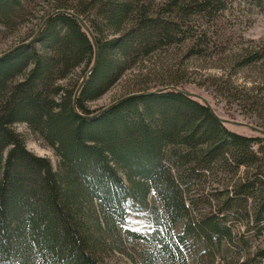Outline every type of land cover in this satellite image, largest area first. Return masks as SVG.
<instances>
[{
  "label": "trees",
  "instance_id": "1",
  "mask_svg": "<svg viewBox=\"0 0 264 264\" xmlns=\"http://www.w3.org/2000/svg\"><path fill=\"white\" fill-rule=\"evenodd\" d=\"M29 2L0 0V28L27 22ZM232 8L248 16L264 12V0H56L43 20L60 12L34 41L0 58V264H104L94 246L116 235L140 246L130 264L207 262L234 250L256 259L252 236L232 230L240 224L248 235L264 224L263 134L229 130L173 82L128 93L180 91L131 98L94 117L101 109L87 106L144 58L193 39L194 17ZM66 12L94 38L91 71L93 44ZM17 124L53 151L57 170L26 148ZM214 174L227 185L210 193L211 205L193 190ZM132 217L145 228H133Z\"/></svg>",
  "mask_w": 264,
  "mask_h": 264
},
{
  "label": "rangeland",
  "instance_id": "2",
  "mask_svg": "<svg viewBox=\"0 0 264 264\" xmlns=\"http://www.w3.org/2000/svg\"><path fill=\"white\" fill-rule=\"evenodd\" d=\"M27 4L30 17L13 32L0 28V54L17 45L21 39L32 33L44 21L54 7L56 0H29ZM63 1V0H58ZM74 1V0H65ZM238 8L206 19L204 16L193 18L196 36L181 44L167 47L140 61L95 101L87 104L91 110L107 107L118 99L129 95V91L140 88L160 87L170 82L181 85L187 92L203 98L214 114L229 122L244 123L257 127L264 123V12L254 10L248 16L240 14V22L234 23ZM254 54L257 59L246 64L245 59ZM76 73V72H75ZM140 81L142 85L135 86ZM64 83V82H61ZM197 99V98H196ZM199 100V99H197ZM234 132L253 136L254 131L245 126L224 123ZM22 134L26 148L39 156L47 157L52 168L57 170L58 158L44 142L25 128L15 125ZM242 170V168L239 170ZM221 174L206 178L204 184L194 189L195 196H207L212 205L210 193L220 191L227 185L221 182ZM232 181L236 177L231 178ZM227 181L230 178L227 177ZM230 181V183L232 182ZM192 193V191H191ZM208 208H200L206 212ZM133 228H145L138 218L132 217ZM254 233V236H253ZM116 235V234H115ZM232 235L252 236L250 256L254 261L234 250L229 256L216 257L207 262L185 261L184 264H264V258L257 253L264 249V224L256 227L252 234L246 235L243 225L235 224ZM117 236V235H116ZM99 236L94 252L104 264H130L129 257H136L140 246L131 245L126 238ZM136 243V242H133ZM137 244V243H136ZM248 262V263H247ZM138 264H147L140 260ZM150 264V263H148ZM161 264H167L163 260Z\"/></svg>",
  "mask_w": 264,
  "mask_h": 264
},
{
  "label": "water",
  "instance_id": "3",
  "mask_svg": "<svg viewBox=\"0 0 264 264\" xmlns=\"http://www.w3.org/2000/svg\"><path fill=\"white\" fill-rule=\"evenodd\" d=\"M58 12H60V11H56V12L52 13L50 16H52L53 14H56V13H58ZM64 12H65V11H64ZM66 13H70V12H66ZM70 14H71V15L73 16V18H74V19H75V20H76V21H77V22L83 27V29L86 31V33H87L88 36L90 37V40H91V42H92V44H93V47H94V60H93V63H92V65H91L90 69H89V71H91L92 68L94 67V65H95V63H96V59H97V48H96V44H95L94 38H93V36H92V34H91V32H90L88 26L84 23V21L82 20V18H81L80 16H78V15H75V14H72V13H70ZM50 16H49V17H50ZM49 17H47V18L43 21V23L40 25V27H39L37 33H36L35 35H33V37H31V38H30L29 40H27L26 42L19 43V44L13 46V47H12L11 49H9L8 51H6V52L0 54V58L5 57L6 55H8L9 53L13 52L14 50H16V49H18V48H21V47H24V46H28V45H30V44L34 41V39H35L36 35L38 34V32L40 31L41 27L47 22V20L49 19ZM85 80H86V76L83 77V79H82L81 82L79 83V85H78V87L76 88V91H75V93H74V96L76 95V93L78 92L80 86L84 83ZM165 88L176 89L175 87H162V88H158V89H156V90H154V91H149V92H144V93H132V94L126 95V96H124V97L118 99L117 101L111 103V104L108 105L107 107L102 108L100 111L96 112L92 117L96 116L97 114H99V113H101V112L108 111V110H110L111 108H113L114 106H116V105H118V104H120V103H122V102H124V101H126V100H128V99L141 97V96H143V95H149V94H152V93H154V92L161 91V90H163V89H165ZM176 90H177V89H176ZM177 91H180V90H177ZM180 92H181L182 94L186 95V96H190V97H193V98H197V99H199V100L203 103V105H204V106L210 111V113H211L216 119H218L220 122H222V123H230V124H232V125H238V126H245V127H248L249 129H251V130L254 131V132H257V133H260V134H263V135H264V130H263V129H260V128H257V127H252V126H249V125L244 124V123H239V122H229V121H226V120H223V119L218 118V117L214 114V112L212 111V109H211V107L209 106V104H208L203 98H201V97H199V96H197V95H195V94H193V93L186 92V91H180ZM73 106H74V104H73ZM82 117H86V118H87L88 116H82Z\"/></svg>",
  "mask_w": 264,
  "mask_h": 264
}]
</instances>
